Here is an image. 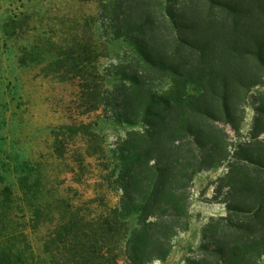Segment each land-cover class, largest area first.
Masks as SVG:
<instances>
[{
    "label": "trees",
    "instance_id": "obj_1",
    "mask_svg": "<svg viewBox=\"0 0 264 264\" xmlns=\"http://www.w3.org/2000/svg\"><path fill=\"white\" fill-rule=\"evenodd\" d=\"M154 1L98 0L106 7L112 3L107 18L116 36L132 43L145 64V71L125 68L130 70L125 77L129 86L112 101L122 108L124 121L142 120L147 126L130 132L113 150L118 201L105 203L96 213L62 196L46 202L43 192L34 188L29 163L23 162L17 166L22 197L10 185L1 193L8 206L0 215V264H148L163 259L187 217L193 174L233 157L218 124H231L239 132L235 113L244 112V97L238 92L262 82L264 0H205L203 11L186 4L168 16L160 12L162 2ZM219 46L227 55L225 68L208 74L206 65L221 58L216 56ZM195 54L208 58L203 69L204 62L191 59ZM249 59L253 73L242 65L227 73L234 60ZM151 74L186 77L202 91L177 112L168 96L149 87ZM162 106L170 111H161ZM258 112L250 136L236 148V160L243 165L235 171L232 164L226 176L232 195L241 199L230 200L228 209L247 218L230 226L243 237L226 241L213 235L204 243L206 251L223 256L216 264H255L264 255V107ZM62 128L91 134L85 123Z\"/></svg>",
    "mask_w": 264,
    "mask_h": 264
},
{
    "label": "rangeland",
    "instance_id": "obj_2",
    "mask_svg": "<svg viewBox=\"0 0 264 264\" xmlns=\"http://www.w3.org/2000/svg\"><path fill=\"white\" fill-rule=\"evenodd\" d=\"M154 2H162L164 16L186 4L200 11L206 8L205 0ZM108 4L106 7L98 0H0V215L8 206L2 200L4 188L12 186L19 196L17 166L23 162L29 163L34 188L43 192L46 202L62 196L67 203L96 213L105 203L118 201L113 150L130 132L147 126L142 120L124 121L122 108L112 101L129 86L125 77L130 70L125 68L145 71V64L132 43L116 36L107 18L113 5ZM217 50L216 56L221 58L214 65H206L208 58L198 54L191 59L204 62L200 67L206 65L208 74L222 73L227 55L222 46ZM178 51L185 55L182 49ZM253 64L251 59L234 60L227 73L232 75L241 65L253 73ZM262 71L261 84L238 92L244 97L240 106L244 112L235 113L240 131L225 122L218 124L227 135L233 157L193 174L183 228L174 236L166 257L148 264H198L202 259L216 264L223 256L206 251L204 243L213 235L226 241L243 237L230 226L247 218L228 209L230 200L241 199L232 195L226 176L232 164L235 171L243 165L236 160V148L250 136L260 115L258 108L264 107ZM150 77L149 87L168 96L177 112L186 99L202 91L201 85L186 77ZM160 110L170 111L163 106ZM82 123L87 124L90 136L62 128ZM249 168L252 166L245 169ZM18 215L21 223L23 216L21 212ZM2 219L0 216V222ZM36 235L31 233L33 243ZM255 264H264V255L258 256Z\"/></svg>",
    "mask_w": 264,
    "mask_h": 264
}]
</instances>
